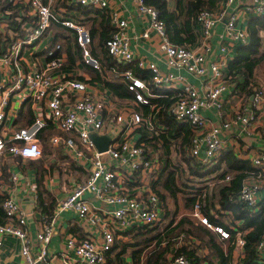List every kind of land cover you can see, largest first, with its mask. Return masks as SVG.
<instances>
[{"label": "built area", "instance_id": "2783aa9c", "mask_svg": "<svg viewBox=\"0 0 264 264\" xmlns=\"http://www.w3.org/2000/svg\"><path fill=\"white\" fill-rule=\"evenodd\" d=\"M68 2L108 11L113 31L104 47L108 55L125 68L108 65L105 79L112 80L116 75L122 77L132 98L119 103L101 81L85 80L62 72L66 54L60 42L43 45L40 65L38 57H33L34 62H30L28 56L25 57V49H34L44 40L47 30L53 24H59L72 32L80 49L81 62L91 69L102 70L100 56L92 52L93 40L88 28L68 16L66 10H54L53 0H0L3 35L0 37V196H3L1 210L5 218L0 222V246L5 236L19 240L23 264H49V260L45 261L49 257L47 244L63 210H72L81 222L84 221L88 234L83 239L73 234L66 237L63 248L50 257L59 259L61 264H109L108 251L120 234L134 226L153 225L161 219L162 201L151 186L152 178L162 169L160 158L148 151L144 139L137 138L138 132L158 135L165 131L157 116L161 105L153 104L151 98L168 95L155 93L153 89L170 92L168 97L173 99L169 106L170 115L176 122L186 123L191 131L186 151L204 166L216 163L222 156L224 146L220 132L223 127L240 122L247 130L260 112H264V82L257 81L249 94L243 93L246 98L250 97L251 109L238 110L233 121L217 125L202 113V109L215 110V115L221 118L223 93L230 84L226 70L227 42L247 43L246 27L238 26L240 17L264 14V0H240L231 13L227 12L234 0H219L213 10L200 9L195 16L199 37L193 47L172 43L157 10L144 0H133L136 12L145 24L141 37L149 39L155 33L159 40L158 59L169 69L184 70L202 80V91L183 74L162 71L156 61L133 51L126 34L128 20L118 11L109 10L105 0ZM225 17L221 43L214 48L210 42L212 29ZM11 21L18 22V29L10 26ZM129 66L147 71L149 78L146 80L135 75ZM140 106H148L149 111L143 113L137 109ZM21 108L29 112L31 121L18 125ZM49 126L54 130L48 136L49 144L61 147L87 172L83 182L75 183L66 196L57 201L50 216L43 214L37 204L35 177L24 173L16 160L38 159L44 155V143L38 134ZM91 131L109 137L106 150H97ZM112 132L115 133L113 136ZM252 166L253 170L243 179L237 196L230 200L245 204L255 212L264 189V147L258 148ZM5 170L13 190L22 189L26 197L23 200L33 204L30 213H26L21 201L12 193L3 189ZM203 197L194 202L191 216L220 239H229L228 229L212 223L202 213ZM92 200L100 204L95 206ZM32 214H40L42 222L34 236L26 228V218ZM244 234L245 231H235L231 242L238 257H242L246 244ZM256 256L264 261V234L256 245ZM170 264L189 262L185 256L178 255Z\"/></svg>", "mask_w": 264, "mask_h": 264}, {"label": "trees", "instance_id": "16d2710c", "mask_svg": "<svg viewBox=\"0 0 264 264\" xmlns=\"http://www.w3.org/2000/svg\"><path fill=\"white\" fill-rule=\"evenodd\" d=\"M59 1V0H57ZM146 4L153 6L158 17L164 22L165 30L168 39L178 45L195 46L199 37V28L195 21V16L200 9L213 10L217 7L219 0H144ZM170 1L174 3L173 8L169 6ZM88 15L80 18L82 24L87 26L92 40L97 38V43L102 50L101 65L102 70L90 69L92 81H103L105 87L111 94L120 99L132 98L131 92L126 88L124 79L120 76L113 77L108 80L106 68L108 65H113L117 69L125 68L121 66L105 50V41L111 35L113 28L109 23V15L106 9L92 8L87 11ZM14 25V23H12ZM54 25V26H53ZM53 41L59 36L60 43L64 52L68 54V65H73L75 60L81 59L78 47L77 55L74 56L71 45H76L75 38L66 33L68 28L53 24ZM58 27V28H57ZM60 27L64 30H60ZM14 29H18L13 27ZM69 30V29H68ZM246 30L248 33V41L245 44H238L235 55L227 61L226 70L229 74L228 82L233 84V88L243 93L249 94L252 90V85L255 84L256 70L259 64L264 60V14L259 16H251L247 22ZM54 43V42H53ZM92 46V52L96 54ZM65 52V53H66ZM97 55V54H96ZM128 67V66H127ZM134 74L148 79L149 73L136 66H129ZM104 79V80H103ZM155 93L170 95L167 90L153 89ZM153 97V104L161 105L158 111V121L165 129L164 133L147 134L146 132H138V140L144 139L148 145L160 144L165 152L171 149V145L178 146L176 153H180L181 169L188 167L191 180L194 183H201L202 180H221L228 175V169L233 170L227 184H216L213 186L212 193L209 191L202 192L205 186L192 184L190 191L186 193L179 188L177 184V166H171L170 161H166L161 169V174H158L157 180H153L151 186L162 201V219L153 225L134 226L131 229L123 232V235L128 236L127 241L115 239L112 248L108 251L109 264H125L123 256L128 254L132 264H170L173 258L178 255H183L188 259L189 264H233V246L231 244L235 231H245L246 244L243 248V255L239 258L237 264H264L256 256V245L264 234V198L259 203V208L255 212L240 202L232 201L230 198L237 196L241 183L253 166L248 162L229 157L225 159L226 169H221V165L217 164L220 171L219 175L207 178L208 172L198 161L188 155L186 149L190 144L191 131L186 123L176 122L169 113V106L173 99L170 97ZM143 113L149 111L148 106H140L137 108ZM28 121H31L29 118ZM51 127L42 130L38 137L43 141L44 145L48 146V136L53 133ZM162 143V145H161ZM175 153V155H177ZM19 161V159H18ZM32 161L27 164L33 165ZM186 165V166H185ZM215 168V167H213ZM212 168V169H213ZM44 170H39L35 174L36 182L38 183V204L43 212L50 214L49 208L53 202L50 195L46 198L41 197V179ZM214 173V172H212ZM205 178V179H204ZM197 187H201L197 188ZM182 193L183 207L188 211L192 210L194 202L201 199L203 196L205 205L202 208V213L207 215L212 223L223 225L230 231L229 239H220V237L211 229L199 223L191 216V212L181 214L177 218V210H169L166 200L168 196L176 200L177 194ZM3 196H0V222L3 220V212L1 210V202ZM48 204L45 206L44 202ZM215 202H217L216 206ZM49 206V208H48ZM52 208V207H51ZM164 209V211H163ZM212 209V213H211ZM240 223H237V222ZM206 250V251H205Z\"/></svg>", "mask_w": 264, "mask_h": 264}, {"label": "crops", "instance_id": "0c3cea01", "mask_svg": "<svg viewBox=\"0 0 264 264\" xmlns=\"http://www.w3.org/2000/svg\"><path fill=\"white\" fill-rule=\"evenodd\" d=\"M105 1L107 2V7L109 10L118 11L121 17L128 20L129 24L126 30V34L130 40V48L133 51H137L139 54H141L143 57H145L148 60L156 61L157 65L162 71L165 72L172 71L174 73L183 74L190 83H192L194 86H197L200 89V91L203 90L204 82L202 80L192 76L191 74L185 72L184 70L178 71L176 69H169L161 60L158 59V53H157V44L159 41L158 36H156V34L153 33L149 39H145L141 37L145 24L136 12V8L133 0H105ZM238 1L240 0H234L233 4L228 8L227 13H231L237 8ZM52 5L53 8H55L54 10H59V9L66 10L67 12L66 14L68 16L75 18L76 20H79L80 18H83L86 15H88L87 11H89V9H92L89 6L71 5L69 4L68 0H59V1L53 0ZM173 5L174 3L170 1L169 6L171 9L173 8ZM241 16L242 17H240L238 26L245 28L251 16L248 15L247 16L241 15ZM226 17L220 20L219 22H217L215 27L212 29L210 42L212 43L214 48H218L221 43V37H222ZM12 23L14 22L12 21L10 22L11 27H17L18 22L14 23V25ZM47 31H49V33L48 32L45 33L44 40L38 46H36L34 49L33 47H27L25 49V57L28 56V60L30 62H34L33 57H38L40 60V63L38 62V65H40L44 54V51L42 49L43 45L44 44L52 45L55 42H60L59 36L57 37V39H55V41H53L52 27ZM69 33L70 35H72L71 34L72 32L67 29L66 33H64L63 35H67ZM2 36H3L2 31L0 30V37ZM95 41H97V38L93 39L94 43ZM227 44L229 45L228 42ZM234 45L235 46L233 48L229 47L228 49L226 55V62L235 55L236 47L238 44H234ZM71 46H72L71 47L72 52L74 56H76L78 52V47L75 46L73 43ZM93 48L96 49L95 45L93 46ZM97 50L100 51L99 49ZM33 52L34 54L32 56H29ZM65 54H66V62L62 72H65L66 75H72L85 80H90L91 68L89 66L84 65L81 62V59L75 60L73 65H68L67 63L68 54L67 52ZM257 81L259 80H256V82ZM259 83H263V81H259ZM232 85L233 84L230 83L228 88L223 93L224 101L222 105L221 118H218L215 115V110L202 109L203 110L202 113L207 118H209L214 124L219 125L223 122H231L234 120L235 114L238 112V110L242 108H246L247 110L251 109L250 97L246 98L245 94H243L246 93L245 91L243 93H240L236 91ZM116 98L119 101L124 100L118 97ZM18 113L20 114L17 118L18 125H23L27 123L29 118H31L29 112L28 113L24 112V108H21ZM220 138L224 146L221 158L218 159L216 163H212L207 167L202 166L201 164V166L205 170L207 169L209 170L211 168V170L207 174L208 175L207 178L213 177V175L215 176L217 174L219 175L223 171V169H226V163H225L226 161L225 159H223L226 157H229L230 160L233 158L243 160L252 165V159L254 158V156H256L258 148L264 147V112H260L257 120L247 130L246 129L244 130L242 128V124L240 122H231L228 128L223 127L221 129ZM163 151L165 152L164 148ZM16 160L17 162H19V165L22 167V171L28 174L30 177H35V174H38L39 170L42 169L44 170L41 176L42 177L41 197L46 198L47 194H49L50 198L52 199L51 200L53 202L51 206L52 208L51 207L49 208L48 206L49 212L51 211L49 216L53 213L57 201L63 196H66V194L70 191V188H72V186L75 183L83 182L87 177V172L85 171V169L83 167H80L77 161L72 159L65 152V150H63L61 147H54L50 144L48 146L44 145V155L41 158L28 159V160H22L21 158H16ZM167 160L168 159H166L165 162ZM28 161L34 162L32 163L33 165L27 164ZM217 164L221 165L220 170L222 171L219 170L220 166L218 167ZM163 166L164 165H162V168ZM228 173L229 174L226 176H228L229 178L227 179L224 178L221 180H215V179L202 180V182L197 185L205 186L206 189L203 188L202 192L207 190L211 194L213 186L219 183L227 184V182H229L234 171L228 169ZM3 177H4L3 178L4 180H2L3 189L9 193H12L13 197L16 200L21 201V203H25V200H23L24 198H26L24 196V191L20 188H15L13 190L11 182L8 180L7 171L4 172ZM152 182L153 180L151 181V184ZM202 183H205V185H202ZM15 194L20 195L21 199L20 200L17 199L15 197ZM261 196L262 198H264V189L261 191ZM29 204L32 203L30 202ZM47 204L48 203L45 201L44 205L46 206ZM92 204L96 206L99 205L100 203L96 200H92ZM216 204L217 202H215V205ZM35 209L38 210L40 209V207L38 208L35 207ZM30 211L26 213H30ZM40 211L42 210L40 209ZM43 214L46 213L43 212ZM84 223H85L84 221L81 222L77 218V216L72 210L61 211L56 219L55 231L52 234L49 243L47 244L49 257H47L45 261L49 260V264H61L59 259L50 258L52 256V253L53 252L56 253L63 248L66 237L69 234L75 235L78 239H83L87 237L88 234V231H86L87 225H85ZM237 223L240 222L238 221ZM41 226H42V222L40 221V214L28 215V217L26 218V228L28 229L29 233L32 236L35 235V233L41 228ZM122 235L123 233L120 234L116 239L118 238L120 239ZM19 246H20L19 240L11 236H5L2 240V245L0 246V264H23V260L19 255ZM11 251H13L12 252L13 255H11ZM239 258L240 257H238V254L235 251H233V264H237ZM123 261L125 262V264H132L129 256H126L125 258L123 257Z\"/></svg>", "mask_w": 264, "mask_h": 264}, {"label": "rangeland", "instance_id": "374dc122", "mask_svg": "<svg viewBox=\"0 0 264 264\" xmlns=\"http://www.w3.org/2000/svg\"><path fill=\"white\" fill-rule=\"evenodd\" d=\"M60 30L63 31L64 28L60 27ZM47 32L49 33V31H47ZM94 45L96 47V49H95L96 51L95 52L100 56V59H101L102 58V50H101V47H103V46H100L97 43V41H95V43L93 42V46ZM228 46L230 48H233L235 45L229 43ZM97 49H99L100 51H98ZM256 78H257V80L264 82V60L257 67V70H256ZM102 82L103 81H101V83ZM102 84L104 85V83H102ZM118 102L119 103H122L119 100H118ZM114 134L115 133L112 132L111 133V136H113ZM90 135L91 136H95V135H98V134L95 131H91L90 132ZM161 145H162V143H161ZM146 146H147L148 151L152 155H154L157 158H160L159 159L160 160V168H161V166L163 165V163L165 162L166 159H168V161H170L171 166H173V168H174V166H177V167H175V168H177V172H178V175H177V184H178L179 188L182 189L185 193L187 191H190L189 189H191L192 184H200V183H194V181L193 182L191 181L193 179L190 177V172H189L188 167H186L184 170L181 169L182 167L179 165V162H181L180 153H178V154L176 153V151H177L176 148L178 146L171 145V149L168 150V154L163 151V148L160 146V144H157V145H155V144L154 145H148V144H146ZM175 153L177 155H175ZM186 156H189V155H186ZM202 166H204V165H202ZM205 167H207V166H205ZM152 180H157V174H156L155 177L152 178ZM202 185H205V183H202ZM197 188H200L201 189V187H197ZM181 195H183V194L182 193H178L177 194V197H176V200L174 198L170 197V196H168V199L166 200L167 206H168L169 210H177V218L176 219H178L181 216V214H185V213H188V212L190 213L191 212L190 210L188 211L187 209H185L183 207L184 202H182V196ZM15 197L17 199H19V200L21 199V196L18 195V194H15ZM31 201H33V200H31ZM163 211H164V209H163ZM162 214H165V212H162ZM161 219H162V215H161ZM120 239L123 240V241H127L129 239V237L122 235V237ZM12 252L13 251H11V255H13ZM126 256H128V254H125L123 257L125 258Z\"/></svg>", "mask_w": 264, "mask_h": 264}, {"label": "water", "instance_id": "95a60500", "mask_svg": "<svg viewBox=\"0 0 264 264\" xmlns=\"http://www.w3.org/2000/svg\"><path fill=\"white\" fill-rule=\"evenodd\" d=\"M92 139H93L98 151H104L107 149V145L109 143V137L107 135H100V136L95 135V136H92ZM27 202H28V200H25V203H22V208L26 212H29L30 209L32 208V204H29Z\"/></svg>", "mask_w": 264, "mask_h": 264}]
</instances>
